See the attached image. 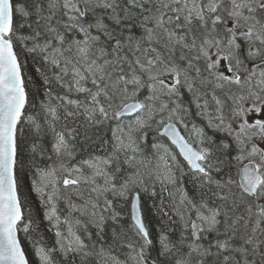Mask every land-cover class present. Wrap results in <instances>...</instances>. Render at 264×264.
Instances as JSON below:
<instances>
[{
    "label": "snow or ice",
    "instance_id": "snow-or-ice-1",
    "mask_svg": "<svg viewBox=\"0 0 264 264\" xmlns=\"http://www.w3.org/2000/svg\"><path fill=\"white\" fill-rule=\"evenodd\" d=\"M0 264H264V0H0Z\"/></svg>",
    "mask_w": 264,
    "mask_h": 264
}]
</instances>
